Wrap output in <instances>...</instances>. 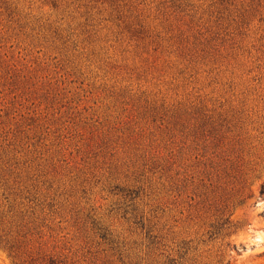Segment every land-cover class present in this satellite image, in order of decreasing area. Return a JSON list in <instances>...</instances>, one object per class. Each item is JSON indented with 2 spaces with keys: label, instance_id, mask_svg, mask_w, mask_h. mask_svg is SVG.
Instances as JSON below:
<instances>
[{
  "label": "rangeland",
  "instance_id": "rangeland-1",
  "mask_svg": "<svg viewBox=\"0 0 264 264\" xmlns=\"http://www.w3.org/2000/svg\"><path fill=\"white\" fill-rule=\"evenodd\" d=\"M0 264H264V0H0Z\"/></svg>",
  "mask_w": 264,
  "mask_h": 264
}]
</instances>
